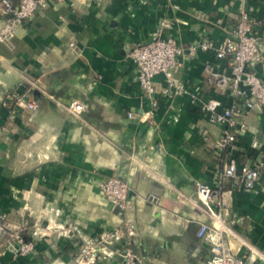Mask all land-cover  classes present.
Listing matches in <instances>:
<instances>
[{
	"label": "crops",
	"instance_id": "obj_1",
	"mask_svg": "<svg viewBox=\"0 0 264 264\" xmlns=\"http://www.w3.org/2000/svg\"><path fill=\"white\" fill-rule=\"evenodd\" d=\"M238 7L235 0H49L0 45V215L11 233L35 242L32 253L5 252L0 264H75L84 242L128 223L135 234L91 264H125L129 242L147 264H206L217 238L198 237L206 218L180 197L197 200L198 182L221 191L225 222L264 254V175L255 191L220 180L225 160L213 146L223 126L202 107L212 99L232 105L205 72L209 62L219 73L227 64L200 51L158 75L150 99L131 58L162 28L184 47L218 44L238 24ZM248 8L264 33V0H248ZM168 79L184 91L164 95ZM13 90L28 92L38 109L15 107L10 118L4 102ZM74 101L85 106L80 118L62 107ZM239 119L247 128L236 151L240 164L260 167L264 110ZM114 176L131 186L125 214L100 189Z\"/></svg>",
	"mask_w": 264,
	"mask_h": 264
},
{
	"label": "built area",
	"instance_id": "obj_2",
	"mask_svg": "<svg viewBox=\"0 0 264 264\" xmlns=\"http://www.w3.org/2000/svg\"><path fill=\"white\" fill-rule=\"evenodd\" d=\"M239 22L227 30L224 40L218 44L212 41H202L181 45L173 36L165 37L162 28L146 44H139L131 54V58L139 69V83L144 96L153 98L156 94L155 78L158 75L168 76L170 71L182 65L183 60L193 58L198 52L211 54L217 60L227 64L226 72L219 73L209 62L205 65L207 80L220 92L232 96V105L224 106L222 100L212 99L202 107L212 122L222 125L223 130L213 146L214 152L225 160V167L220 180L232 179L245 190H258L264 175V164L260 167L241 165L236 151L239 142L247 132L246 125L239 118L248 110H264V77L260 66L264 65V33L257 27V20L248 8V0H235ZM49 6V0H0V14L6 20L0 23V45L9 43L17 31L30 18L43 13ZM164 27H171L162 23ZM74 46V44H71ZM31 88L39 89L35 81H28ZM183 86L168 79L164 95L182 93ZM4 106L10 109V118H14V108L22 107L37 110V103L28 99V92L13 90L5 100ZM72 116L80 118L85 106L78 101L62 106ZM133 118L134 114H129ZM254 147H258L255 143ZM263 169V170H262ZM101 192L125 214L131 204L129 195L131 186L127 180L114 176L100 184ZM191 203L204 216L200 224L198 237L200 239L213 234L217 240L211 244L212 257L206 264H251L249 261H264V254L248 243L224 219V200L221 191L208 185L197 183V200H191L180 195ZM135 234L131 224H125L100 239L88 240L79 248L75 264H91L99 254L108 255L114 251L117 241L129 239ZM214 239V238H213ZM233 244L247 250V255H240ZM128 243L123 252L125 264H147ZM0 252H11L15 257H22L35 250V242L27 241L20 233H11L6 225V215H0Z\"/></svg>",
	"mask_w": 264,
	"mask_h": 264
}]
</instances>
